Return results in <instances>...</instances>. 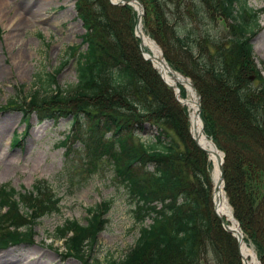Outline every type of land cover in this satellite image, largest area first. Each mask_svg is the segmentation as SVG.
<instances>
[{
    "label": "trees",
    "instance_id": "obj_1",
    "mask_svg": "<svg viewBox=\"0 0 264 264\" xmlns=\"http://www.w3.org/2000/svg\"><path fill=\"white\" fill-rule=\"evenodd\" d=\"M75 1L87 47L78 55L77 83L61 87L58 72L48 74L46 82L39 77L41 86L24 98L16 95L3 110L23 111L27 124L33 113L41 122L71 117L72 131L61 142L66 162L79 143L84 174L92 177L98 164L111 167L140 230L124 258L103 264H243L237 239L215 214L212 165L190 134L188 108L143 58L136 10L110 0ZM138 1L145 9V33L201 96L204 133L225 155V192L233 215L264 264V66L252 43L264 7L254 8L248 0ZM78 48L69 51L75 55ZM181 97H187L184 89ZM149 127L158 131L154 143L142 141ZM167 130L180 141H170ZM238 132L261 155L243 154L234 143ZM12 142L20 146L22 139ZM64 174L70 176L68 167ZM60 209L61 198L46 180L31 190L1 186L0 250L32 241L39 219ZM109 211L110 202H103L88 209L86 223L69 220L57 229L68 255L89 264L88 247Z\"/></svg>",
    "mask_w": 264,
    "mask_h": 264
},
{
    "label": "rangeland",
    "instance_id": "obj_2",
    "mask_svg": "<svg viewBox=\"0 0 264 264\" xmlns=\"http://www.w3.org/2000/svg\"><path fill=\"white\" fill-rule=\"evenodd\" d=\"M5 1L0 8V130L4 128L0 132V186L31 190L37 180H46L61 198V210L38 221L33 227V243L1 250L0 264H27L29 257L40 258L39 264H86L77 257L64 255V244L55 239L56 231L68 220L86 223L88 209L106 201L110 202V211L105 216L104 229L88 247L89 264L120 260L135 246L140 227L126 191L114 179L111 167L98 164L95 174L88 177V173L84 174L86 167L79 143L69 157L70 163L66 162V148L61 142L72 131L71 117L41 122L33 113L27 124L23 111L3 110L16 95L24 98L35 85L41 86L39 77L46 82L48 74L58 72L56 82L61 87L77 83L78 55L87 47L83 44L85 28L78 18L75 0ZM248 2L254 8L264 7V0ZM25 17L30 21H24ZM260 24L261 31L252 43L256 60L263 67L264 17ZM120 30L123 33V27ZM71 46L79 47L75 55L69 51ZM20 101L24 109V99ZM166 133L170 141H180L173 131ZM235 134L234 143L243 154L256 153L255 148L245 143L244 134ZM156 135L158 131L149 127L146 133H141L142 141L154 143ZM17 136L22 139L20 146L12 144ZM257 153L261 155L260 150ZM66 167L71 177L64 174ZM211 179L213 183L212 176ZM151 222L147 220L146 224ZM6 254H13L11 263L2 261Z\"/></svg>",
    "mask_w": 264,
    "mask_h": 264
},
{
    "label": "bare ground",
    "instance_id": "obj_3",
    "mask_svg": "<svg viewBox=\"0 0 264 264\" xmlns=\"http://www.w3.org/2000/svg\"><path fill=\"white\" fill-rule=\"evenodd\" d=\"M5 2H6L5 0H0V8L5 6ZM139 12H142V10L139 9ZM31 17L33 18V16H30V18ZM24 21L29 22L30 20L29 18L26 19L25 17ZM137 34L140 40H142L143 45L148 51L147 57L152 59L155 66L161 72L165 82L168 83L171 87H173L172 89L174 90V93L178 94V91H179V99L181 103L177 100L176 94H175L176 100L179 102L180 105H182L183 107H187L189 109L188 111L190 114L192 138H196L200 146L206 149L209 153V154L207 153L206 154L208 155L209 162L212 165L211 176L213 178L214 185L219 186L218 190L214 194V185H213V205H215L216 207V212L221 218L224 219L226 224L239 230L237 227L238 221L236 220L235 216L232 214L229 200L225 192V180H224V183H221L220 161L222 160L223 155L218 150V147L214 143V141L208 138L203 131L202 121L200 117L197 116L198 98H197L194 88L191 87L189 84H186L180 78L178 79L173 78L171 74V69L168 67L166 63L161 61L162 55H161V50H160L159 45L156 43L155 40H153L149 35L145 33L142 25H140V29L137 31ZM182 89H184V91L186 92L187 98H181ZM3 130L4 128L2 127L0 132L3 133ZM214 211H215V208H214ZM30 243H33V242H29V244ZM239 253H240L243 264H259L258 258H257V255L254 249L251 248L244 241L241 244V252L239 250ZM64 255L68 256L66 251ZM12 258H13V254L12 255L6 254L3 256L2 261L4 263H11ZM26 261L28 262L27 264H39L41 259L40 258L32 259L29 257Z\"/></svg>",
    "mask_w": 264,
    "mask_h": 264
},
{
    "label": "water",
    "instance_id": "obj_4",
    "mask_svg": "<svg viewBox=\"0 0 264 264\" xmlns=\"http://www.w3.org/2000/svg\"><path fill=\"white\" fill-rule=\"evenodd\" d=\"M111 3L113 5H131L135 8V10L138 12V20H137V25H136V28H135V34L136 36L138 37V34H137V31L140 29V25H142V19H143V15L145 14V10H144V7L143 5L138 1V0H111ZM139 9L142 10V12H139ZM143 26V25H142ZM139 38V37H138ZM140 39V38H139ZM140 49H141V52L143 54V57L145 60H148V61H151L152 64L154 65V67L158 70V72L160 73L163 81L165 82L161 72L159 71V69L155 66V64L153 63L152 59H150L149 57H147V50L145 49V46L143 45V42L142 40H140ZM161 50V49H160ZM161 55H162V58H161V61H163L164 63L167 64V62L165 61L164 59V56H163V52L161 50ZM168 65V64H167ZM168 67L171 69V67L168 65ZM171 74L173 76V78L175 79H182L186 84H189L191 87L194 88L195 92H196V95H197V98H198V110H197V116L200 117L201 121H202V127H203V130H204V127H205V124L201 118V96L199 94V92L197 91V89L195 88V86L193 85V83L191 82L190 79L184 77L183 75H181L180 73L174 71L171 69ZM165 84L170 87V88H173L171 87L168 83L165 82ZM176 94V98L177 100L181 103L180 99H179V91H178V94ZM195 140V143L197 144V146L202 149L205 153L209 154L208 151L206 149H204L203 147L200 146L198 140L196 138H193ZM215 145V144H214ZM216 146V145H215ZM221 152V151H220ZM222 153V152H221ZM223 155V158L222 160L220 161V170H221V183H224V171H223V165H224V154L222 153ZM220 183V182H219ZM218 187L219 186H216L214 185V194L215 192L218 190ZM214 208H215V214L216 216L220 219V221L222 222V225L224 227V229L231 233L236 239H237V242H238V245H239V250L241 252V244L242 242L244 241V235H243V232L241 230V227H240V224L237 222V227L239 230H237L236 228H233L231 226H229L228 224H226V222L224 221L223 218H221L218 213L216 212V207L214 205ZM233 214V213H232ZM260 263V262H259Z\"/></svg>",
    "mask_w": 264,
    "mask_h": 264
}]
</instances>
